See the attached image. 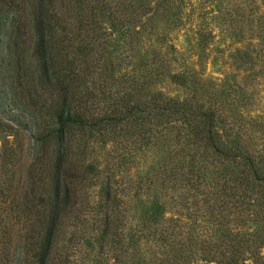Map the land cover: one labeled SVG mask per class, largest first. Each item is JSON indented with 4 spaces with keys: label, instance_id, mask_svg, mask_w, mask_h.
Segmentation results:
<instances>
[{
    "label": "rangeland",
    "instance_id": "374dc122",
    "mask_svg": "<svg viewBox=\"0 0 264 264\" xmlns=\"http://www.w3.org/2000/svg\"><path fill=\"white\" fill-rule=\"evenodd\" d=\"M55 2H62L65 21L76 29L72 41L84 37L76 55L92 66L94 82L88 81L98 98L125 89L146 104L168 97L202 103L217 113L223 141L235 136L263 174L264 0ZM4 12L2 7L0 264H24L23 198L50 184L32 168L40 160L42 118L21 72L25 66L31 72L34 58L29 47L6 46L12 23ZM235 46L255 49L257 57L235 68L229 56ZM159 111L72 130L86 140L98 178L84 196L82 221L62 230L59 248L67 264H110L108 248L115 241L102 240L96 203L107 176L120 200L109 210L126 219L118 236L120 264H223L233 245L245 256L264 254V180H253L248 159L215 154L194 131L167 122Z\"/></svg>",
    "mask_w": 264,
    "mask_h": 264
},
{
    "label": "trees",
    "instance_id": "16d2710c",
    "mask_svg": "<svg viewBox=\"0 0 264 264\" xmlns=\"http://www.w3.org/2000/svg\"><path fill=\"white\" fill-rule=\"evenodd\" d=\"M61 6L62 2L57 5L55 0H0V9L3 7L5 18H9L12 23L5 37L6 46L14 49L29 47L34 58L35 65L31 72L26 70V66L21 72L27 96L42 118L38 135L41 144L36 155L40 160L38 165L35 161L32 168L34 171L37 168L39 177L47 179L50 184L46 192L30 191L31 194L23 198L20 211L24 264L69 262L59 248L62 230L65 226L82 221L84 196L88 187L96 183L94 181L98 178V170L95 171L88 163L86 140H77L72 134L75 128H99L135 114H143L145 109L152 112L160 110V116H165L167 122H174L188 132L194 131L215 154L231 159H248L253 180H264V172L262 175L258 173L253 158L235 141V136L223 141L216 122L217 113L202 103L168 97L155 104H146L138 96H135L136 100L131 99L130 90L126 92L125 89L98 98L94 92L95 86L91 84L94 82L91 78L92 66L87 64L86 57L79 58L76 55L84 46V37L78 39L76 44L72 41V32L76 29L72 27L73 31L70 30ZM105 7L99 11L105 12L110 6L106 4ZM2 26L0 24V34ZM254 50L238 46L232 48L229 54L231 66L238 68L243 61H253L257 57ZM95 102H101L102 106H96ZM223 121L227 122L225 119ZM192 143L197 141L193 140ZM108 177L104 195L96 201L97 207H101L97 214L100 217L98 221L101 224L102 240L114 239L116 243H110L108 248L112 252V256H109L110 264H120L118 241L126 219L123 214L109 210L120 200L115 190L111 189ZM84 229L81 235L85 236ZM246 256L233 245L223 264H246V258L252 259L253 263L264 260V254L261 253L249 252Z\"/></svg>",
    "mask_w": 264,
    "mask_h": 264
}]
</instances>
